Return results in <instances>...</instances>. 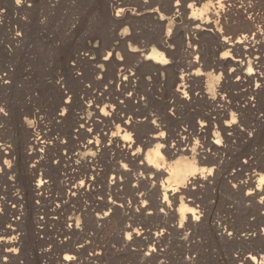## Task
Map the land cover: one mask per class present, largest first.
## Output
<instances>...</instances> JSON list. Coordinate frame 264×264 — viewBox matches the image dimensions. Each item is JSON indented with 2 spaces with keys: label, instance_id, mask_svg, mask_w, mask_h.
I'll list each match as a JSON object with an SVG mask.
<instances>
[{
  "label": "rangeland",
  "instance_id": "1",
  "mask_svg": "<svg viewBox=\"0 0 264 264\" xmlns=\"http://www.w3.org/2000/svg\"><path fill=\"white\" fill-rule=\"evenodd\" d=\"M115 2L123 7L119 18ZM151 2L0 0V137L12 146L9 155L0 153V236L17 239L19 247L9 254L0 244V264H61L66 254L76 256L75 264H134L150 252L151 264H245L238 255H264V204L248 199L251 188L240 186L253 175L264 177V38L249 54L222 48L217 33L237 38L256 27L264 36V0L223 1L224 9L208 0L195 6L191 0ZM205 3V11H194ZM153 48L167 64L139 62ZM239 53L249 57L240 71L229 61ZM196 59L192 71L198 73L181 81V70L187 73L188 61ZM248 63L255 73H246ZM122 68L135 76L124 106L136 121L143 119L129 130L133 152L140 148L143 155L116 163L108 135L109 149L83 153L87 130L78 120L94 116L87 107L92 100L115 97L106 94L119 88L113 77ZM209 74L216 77L211 86ZM182 84L186 95L180 98ZM200 121L207 123L202 131ZM155 125L164 145L174 149L188 130L190 154L204 157L198 173L205 180L178 187L176 199L168 190L175 185L143 165ZM34 127L49 145L32 155L27 144ZM116 176L121 182L113 185ZM39 178L44 183L38 190ZM82 179H92L88 190L69 193ZM181 199L195 201L196 224L182 218ZM109 200L118 207L108 211ZM12 222L16 230L9 234ZM69 224V239L56 242Z\"/></svg>",
  "mask_w": 264,
  "mask_h": 264
},
{
  "label": "bare ground",
  "instance_id": "2",
  "mask_svg": "<svg viewBox=\"0 0 264 264\" xmlns=\"http://www.w3.org/2000/svg\"><path fill=\"white\" fill-rule=\"evenodd\" d=\"M153 1L155 4H167V5L169 4L170 5V4H172V2L174 0H152V2ZM191 1H192L193 6H195V5H198L201 2H203L204 0H191ZM223 1L228 2L229 0H208V3H210L211 5H216L217 7L223 6V9H224L226 2H223ZM154 3H152V4H154ZM113 6H114L113 9L115 12L114 15L117 18L123 16V15H121V12H123V7L121 8L120 4L116 3V2H115V5H113ZM207 6H208V4L205 3L203 5V7H201V8H194V11L195 12L205 11L207 9ZM175 7L178 8V5L176 4ZM171 8L173 9L172 5H171ZM196 22H197V19L193 17L191 23L194 24ZM211 27H212V25H211ZM200 28H201V26L198 24L194 27V29H196V30H198ZM261 31L262 30H260L258 28L256 29V27H255V28L251 29L250 34L241 35L237 38L223 37L221 34L222 32H220V31H218L217 33H219V35L222 37V38H220V42H221L220 45L222 46V48H224V49L228 48L229 50H232V51L233 50H237V51L246 50L249 54H253L254 50L256 49V45L259 43L258 38H264L263 33ZM240 52L242 53V51H240ZM241 53L236 55V57H231V60H229L231 65L233 64V65L238 66L237 69L239 71L245 65L244 59L249 58L247 56H243ZM139 58H138L139 62L144 61V60H150V61H153V63H155V64L159 63L162 65H165L168 63L167 58L165 57L164 53L160 52L154 48H153L152 52H150L147 55L141 54ZM255 58L260 59L259 56H256ZM106 59H108V58H106ZM212 59H214V58H212ZM198 60L197 61H195V60L194 61H188L187 68H186L187 73H185V70H181V76H179V79H181V81H183L185 78L187 80L188 78H190V76L192 77V75H195L198 73V70L192 71L193 68H196V62H198ZM248 64H249V67H248V70L246 71V73H255L253 71V68L250 66V63H248ZM214 66H216V65H214ZM133 77H135V76H133V74H129L128 69L122 68L121 70H119L118 75L113 77L115 79L114 83L116 82L119 88L118 89H115V88L110 89V93L106 94V95H110L111 93L112 94L114 93L115 97H112L109 100V97H106L105 95L104 96L99 95L100 97H97L94 101L92 100L90 103H88L89 105H87V107L94 112L93 113L94 116H90V115L87 117L82 116L78 120V122H79L78 126L80 127V130H81V128L87 130L86 138L88 141L86 142V144L84 143L81 146V149L83 150L84 154H89L90 152H92V154H94L95 153V151H93L94 149L99 150L100 148H103V147L105 149V147H107L105 143L107 141V135H108V137H109L108 141L110 142L109 146L113 150L111 158L116 163L120 162L119 161L120 159H128L130 156H132V158H131L132 160L133 159L139 160L140 159L139 157H141L143 155L142 149H140V148L137 151L133 152V144L131 143L132 140L130 138V133H129V130L131 129L133 124L135 126V124H137V121L142 123L143 119L136 121L134 116L131 114V111L129 109L127 110L124 106L125 103H130V101H131L130 89L132 87ZM215 80H216V77H214V75H212V74H209V78H208L209 86L213 85ZM182 85H180V86H182ZM113 86H115V85H113ZM111 88H113V87H111ZM122 88H126V90H122ZM127 93H129V94H127ZM177 94L180 96V98L185 97L186 92L184 91V85L182 86V89H180V88L177 89ZM225 114H226V112H225ZM60 115H63V114H60ZM227 122L228 121H226L224 125H225V127L227 126L229 129V128H231V124L229 122L228 123ZM206 124L204 122L200 121L198 131H202L203 127L206 126ZM158 128L156 127V125H155V127H153L154 133L150 135V139L148 142V145L152 146V148L149 150L147 149L148 151L146 152V155H144L145 161H143V165H144L146 171H149V170H152V172H153V170H154V172L156 171L158 173V177L160 175L166 176V178L164 179V184L166 183L169 187L175 185V187L170 188L168 190L169 191L173 190V193L171 195L173 196L174 199H176L177 198L176 192H177L178 187L188 188V186H189L188 184H197L198 182L205 180L203 178V175H199V173H198V171L200 170L199 164L205 163L204 157H202V155L197 156V155L190 154L189 144L187 145L188 140L186 141V138L189 139L190 137L188 138V137L184 136V134L188 133V130H184L183 132H181V134L183 136H181L180 139H182V141H180V139H179L178 143L176 144L177 148H175L176 149L175 150L172 147L170 148V147L164 145V142H165L164 136L157 132ZM199 134H200V132H199ZM205 134H207V133H205ZM99 137L101 139V142L99 140ZM215 143H216V141H215ZM48 145H49V142L46 140V138L43 137L40 130H37L35 127L32 128V132L30 134V138H29V141L27 144V150H28L29 154L33 155V154L42 153V152H44L43 150L48 147ZM148 145L146 144L145 146H148ZM206 147L209 150L212 147V145L208 144L207 146L203 147V150L201 151V153H203V154H204V152L206 153V150H204V148H206ZM214 148H215V146H214ZM11 150H12L11 142L0 137V153H4L5 155H7V154L9 155ZM164 151L167 152L170 159L178 157V156H180V157H178L174 161H168V160H166V158L164 156ZM93 170H95V168ZM113 178H114V180H112ZM116 178H118V177L117 176L112 177V179H111L112 181H114L113 185H118L119 182H121L120 180H118L119 178L118 179H116ZM151 178H152V176H151ZM90 180H92V179H82L80 182L74 184L73 187L70 186L71 188H70L69 193H71V191H72L74 196H78L80 194L85 193L88 190V187L90 186V183H89ZM43 183L44 182H43L42 178H39V179H37V181L35 182L34 185L39 190L42 188ZM240 186L244 187V188H247V187L251 188V190L247 193V198L249 197L248 199L254 200V199L258 198L257 202L264 204V195H263L264 194V177H263V175H258V176L253 175L252 177H250L249 182L247 184L241 183ZM189 189H188V191H189ZM168 190L165 189V192L163 193V197L165 198L164 201L166 200V197L168 195L167 194ZM178 191L180 192V190H178ZM158 192H156V196H157L156 202L160 203L161 198L159 197L160 194H158ZM185 199L186 198L184 197V200ZM99 200H101V199L99 198ZM184 200L181 199L180 200L181 202L179 203L180 204L179 210L181 211V216L183 219H185V220L187 219L189 221V223L196 224L200 220V216L198 215V211L196 210L197 208L193 206L195 204V201L193 199H189L187 201H184ZM172 202H174V201H172ZM108 203L111 205L108 208V211L113 210V208L116 209L118 207V204L112 200H109ZM175 203H176V201H175ZM160 205H159V207H160ZM163 205H164V203L162 204V206ZM173 205H176V204H173ZM127 206L129 208H131L132 205H127ZM141 207H142V209H145V207H143V206H141ZM149 213H151V212H149ZM166 214H167V212H166ZM166 214H165V217H166ZM107 215H108L107 212L103 213L104 217ZM98 217H102V215L98 216ZM17 219H19V218H17ZM42 220H43L42 217H39L38 224H40V226L37 227V230L41 233L45 231L44 226H42L43 225ZM14 222H16V221H14ZM11 225L8 227V230L6 231L9 234L15 233V230H16V228L13 227L14 226L13 222L11 223ZM65 229L66 230L63 233V236H55L54 237L56 242L61 244V243L66 242L69 239V236L67 234H71V231L73 230L72 224H69ZM219 231H220V229H219ZM135 232H137V231H135ZM142 233H144V232H142ZM142 233H139L138 235H142ZM9 234H7V235H9ZM136 235H137V233H136ZM225 235H227V231L221 232V236H225ZM231 235L232 234L229 232L228 236L231 237ZM161 237L159 235L155 234L156 240L161 241ZM13 239L12 238L8 239L7 237L5 238L2 235L0 236V244H3L7 247L6 252H9V254L11 253V251L13 252L15 250V246L16 247L18 246L17 239L16 240H13ZM80 247L81 246H78L77 248H80ZM17 248H19V247H17ZM151 250L152 249H150V251ZM14 253H16V252H14ZM150 253L142 254L140 256V258L137 259L136 262L134 261L135 262L134 264H151V263H154L153 262L154 256L152 257L151 255H153V254H150ZM98 254H99V252H98ZM237 258L242 260L245 264L246 263L247 264H250V263L251 264H264V255H262L260 258L252 256L250 254L247 257L246 256L243 257V255H241V256L238 255ZM76 259L77 258L74 254H66L63 257V262L61 264H75ZM184 259H186V258H184ZM185 263H187V264L191 263L192 264V260L186 259ZM159 264H168V263L161 262Z\"/></svg>",
  "mask_w": 264,
  "mask_h": 264
}]
</instances>
